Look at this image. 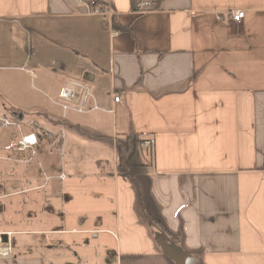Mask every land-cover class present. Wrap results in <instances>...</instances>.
Instances as JSON below:
<instances>
[{"label": "crops", "instance_id": "1", "mask_svg": "<svg viewBox=\"0 0 264 264\" xmlns=\"http://www.w3.org/2000/svg\"><path fill=\"white\" fill-rule=\"evenodd\" d=\"M69 82L89 86L97 109L63 112ZM0 116L16 123L0 125L1 184L16 188L0 197L34 194L6 204L0 232L40 235L12 238L0 264H57L64 250L59 264H174L147 215L199 264H264V0H164L140 14L129 0H0ZM27 133L37 145L19 151ZM129 135L153 150L120 151ZM14 163L36 164L43 182ZM37 216L42 228L20 230Z\"/></svg>", "mask_w": 264, "mask_h": 264}, {"label": "built area", "instance_id": "2", "mask_svg": "<svg viewBox=\"0 0 264 264\" xmlns=\"http://www.w3.org/2000/svg\"><path fill=\"white\" fill-rule=\"evenodd\" d=\"M152 3L150 0H140L137 2L135 6V11L137 14L145 13L151 10ZM95 14L102 15L104 17L110 18L112 16V12L106 11L104 6L101 3L96 4L93 8ZM245 12L241 11H231L229 13L230 21L233 23L239 24L244 18ZM91 90L89 86L83 85L77 82H69L66 83L59 95L58 105L61 107L63 112L73 111L78 114H84L87 111L97 109L95 106L88 109V105L91 101ZM114 102L118 103L120 101L117 95L113 97ZM16 123L13 120H10L6 117L0 116V125L3 127L13 126ZM18 150L25 151L28 149H32L37 145V138L33 133H27V135L21 136V138L17 142ZM143 148H148L151 151L154 147V141L151 139L145 140L141 145ZM34 154V152H32ZM60 179H63V175L59 176ZM13 233L1 231L0 232V260L2 259H10L13 257Z\"/></svg>", "mask_w": 264, "mask_h": 264}, {"label": "rangeland", "instance_id": "3", "mask_svg": "<svg viewBox=\"0 0 264 264\" xmlns=\"http://www.w3.org/2000/svg\"><path fill=\"white\" fill-rule=\"evenodd\" d=\"M1 50L4 51V52H7V46L6 45L2 46L1 47ZM57 60L58 59H57V57H55V55L54 56H47L46 59L43 60V63H44L43 64V67H48L50 70H54L55 69V66L57 64L56 63ZM52 62H53V64H52ZM11 73L12 74H15L16 72H11ZM16 79H18V81H19L20 84H23L24 86H26L27 83L29 84L31 78L26 75V77L25 76H23V77L22 76L21 77L18 76V77H16ZM33 86L39 87V86H37L36 81L33 83ZM58 116L59 115L57 114V112H53V117L58 118ZM40 162H42V160ZM131 164H133V163H130V165ZM13 165H16L17 166V168H16L17 174H19V177L21 179L25 178L26 180H28L29 179V175L30 174H33V178L35 180V184H39V183L41 184L43 182L42 181L43 180L42 174L39 173V170H38L36 164H34L35 165L34 168L29 169L28 171H25V172H21V168H22L21 165H20V167L16 163H14ZM8 166H10V163L5 162V161H0V176H1V173H3L5 171V169H6V167H8ZM15 173H16V171H15V168H14V172L9 173V175L4 173L5 175H3V176H4V178H6V180H11V179H13L12 178V175H14V177H15V175H16ZM1 181H3L2 176L0 177V184L2 183ZM2 189H3V191L2 192L0 191V196H2L4 193L12 192L16 188H14V189H12V188H4V186H3ZM32 195H34V194L30 192L28 195L15 196L14 198H10V199H5L3 197H0V219H2V217L6 216V213L7 212L6 213H2L3 212L2 210H3L4 207H6V204H8L10 202V203H16L18 205L19 199H21V201H25L27 199V197L29 198ZM56 204L59 205V203H57V202H56ZM37 206H39V205H37ZM25 210H26V208H24V212H25ZM23 213H22V215H23ZM37 217H38L37 218L38 221H36L33 225H31V224L28 225V226L27 225H23V226L20 227V230L21 231L30 232L32 230H36V229L42 228L43 227V225H42L43 224L42 218H41V216H37ZM60 218H61L60 215H57V213L53 214L52 217L50 218V221L53 224L51 226H47V227H49V228H51V227L56 228V226H57ZM1 224L0 225L3 226L4 223L2 222ZM47 237L49 239H51L52 241H56V242L57 241H60L64 245L69 242V236H67V235H59V236L47 235ZM39 239H40V235H38V234L16 235L13 238L15 244L17 246H19V247H29L30 245H32V244L36 243L37 241H39ZM64 245H62V246H64ZM51 251L53 253L56 252L55 249H51ZM66 253L67 252L64 250L63 253L61 252V255L60 256H58V257H55L54 256L55 262L57 264H59L60 262H67L69 259L66 258V256H67Z\"/></svg>", "mask_w": 264, "mask_h": 264}, {"label": "trees", "instance_id": "4", "mask_svg": "<svg viewBox=\"0 0 264 264\" xmlns=\"http://www.w3.org/2000/svg\"><path fill=\"white\" fill-rule=\"evenodd\" d=\"M140 0H129V4H130V8L132 10H135V6L137 4V2H139ZM152 3V9H156L159 7V4L164 1V0H150ZM111 26L114 30L116 31H121V30H125L122 26H118L116 23V19L114 16L111 17ZM103 24L105 27H107V22H105L103 20ZM50 139L56 140V137H50ZM144 141L141 139H138L136 135H129L125 138L124 143L123 142H118V146L120 151L124 150L126 151L128 154L133 153L136 145L137 144H143ZM59 143H57V145L55 146L56 148L59 147ZM121 156V155H120ZM120 161L121 162H126V159L121 156L120 157ZM147 218L150 221L151 226H153V228L156 229L157 231V238L161 237L162 235L165 236L167 239L171 240L168 232L161 226V224H159V222L155 219H153L151 216L147 215ZM178 245V244H177ZM180 246V245H179Z\"/></svg>", "mask_w": 264, "mask_h": 264}, {"label": "water", "instance_id": "5", "mask_svg": "<svg viewBox=\"0 0 264 264\" xmlns=\"http://www.w3.org/2000/svg\"><path fill=\"white\" fill-rule=\"evenodd\" d=\"M156 242L160 250L174 264H199L198 260L191 254H187L179 245L167 239L165 236L157 238Z\"/></svg>", "mask_w": 264, "mask_h": 264}]
</instances>
